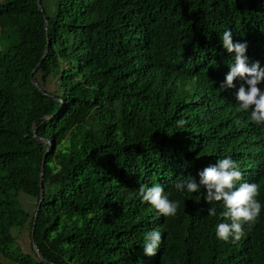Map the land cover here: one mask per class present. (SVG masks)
<instances>
[{
    "label": "trees",
    "instance_id": "16d2710c",
    "mask_svg": "<svg viewBox=\"0 0 264 264\" xmlns=\"http://www.w3.org/2000/svg\"><path fill=\"white\" fill-rule=\"evenodd\" d=\"M39 1H0V264H264V207L224 242L223 202L175 189L230 157L264 206V126L239 110L242 80L220 88L235 58L225 30L264 68V0ZM43 158L33 234L47 263L30 234ZM140 184L161 185L177 214Z\"/></svg>",
    "mask_w": 264,
    "mask_h": 264
},
{
    "label": "clouds",
    "instance_id": "9594fccd",
    "mask_svg": "<svg viewBox=\"0 0 264 264\" xmlns=\"http://www.w3.org/2000/svg\"><path fill=\"white\" fill-rule=\"evenodd\" d=\"M221 40L223 47L229 53H235V58L220 88L231 89L235 87L234 81L237 78L242 80L243 83L236 92L239 110L244 112L250 110L249 119L256 125L264 126V90L259 87L264 83V68L260 67L259 61L249 66L246 55L247 43H234L230 29L223 32ZM176 123L178 127L183 128L187 121L180 119ZM198 175L199 183L189 176L177 182L175 189L177 191L186 190L188 193H200L203 188L205 193L201 195L206 203L223 202L224 210L221 216L229 222L219 223L216 226L215 235L224 242L230 239L232 242L239 241L245 235L244 225L251 230L264 207L258 200L260 186L257 183H238L242 181L243 174L238 162L230 157L218 159L214 165L205 167ZM138 194L143 202L150 204L165 217H174L180 207V201L170 200L164 188L159 184L152 186L140 184ZM208 213L215 215V208H209ZM144 241V254L156 255L162 242L161 232L159 230L146 232Z\"/></svg>",
    "mask_w": 264,
    "mask_h": 264
},
{
    "label": "water",
    "instance_id": "95a60500",
    "mask_svg": "<svg viewBox=\"0 0 264 264\" xmlns=\"http://www.w3.org/2000/svg\"><path fill=\"white\" fill-rule=\"evenodd\" d=\"M35 2H36V4H37L38 9H39L40 11H42V7H41V4H40V1H39V0H35ZM44 21L46 22L47 19L44 18ZM46 52H47V49L45 50L44 55L46 54ZM44 55H43V56H44ZM41 61H42V59H41ZM41 61L38 63V65L36 66V68L40 65ZM33 72H34V71H33ZM33 72H32V73H33ZM33 83H34L35 86H37V84H36L34 81H33ZM36 124H37V121H35L34 124H33V131H34V133L36 132ZM43 164H44V158H43L42 165H41V169H40L41 171H40V173H39V175H40V195H39V201H38V205H37L36 210H35L34 219H33V224H32V230H31L30 234H31V243H32V246H33L35 252L37 253L39 259H40L41 261H43L44 263H47L46 260L42 257V255L39 253V251H38V249H37V244H36V241H35V239H34V234H33V232H34V227H35L36 220H37L38 213H39V209H40V205H41V202L43 201V189H42V179H43V175H42V173H43V170H44V168H43Z\"/></svg>",
    "mask_w": 264,
    "mask_h": 264
},
{
    "label": "rangeland",
    "instance_id": "374dc122",
    "mask_svg": "<svg viewBox=\"0 0 264 264\" xmlns=\"http://www.w3.org/2000/svg\"><path fill=\"white\" fill-rule=\"evenodd\" d=\"M1 1V0H0ZM11 43H9V41H5V42H3V45L0 43V49H2V48H5V47H8V45H10ZM20 196H24V195H20ZM26 206H29V207H31L32 206V203H26ZM26 237V236H25ZM27 241V240H26ZM25 241V242H26ZM4 262V264H11L10 262H8V261H3Z\"/></svg>",
    "mask_w": 264,
    "mask_h": 264
}]
</instances>
